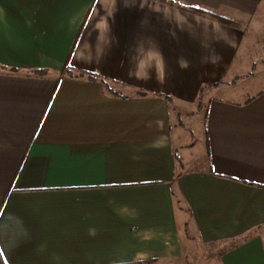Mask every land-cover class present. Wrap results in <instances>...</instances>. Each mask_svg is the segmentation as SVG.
Returning <instances> with one entry per match:
<instances>
[{
    "label": "crops",
    "instance_id": "obj_1",
    "mask_svg": "<svg viewBox=\"0 0 264 264\" xmlns=\"http://www.w3.org/2000/svg\"><path fill=\"white\" fill-rule=\"evenodd\" d=\"M164 1L0 0L4 264H264L263 0Z\"/></svg>",
    "mask_w": 264,
    "mask_h": 264
},
{
    "label": "rangeland",
    "instance_id": "obj_2",
    "mask_svg": "<svg viewBox=\"0 0 264 264\" xmlns=\"http://www.w3.org/2000/svg\"><path fill=\"white\" fill-rule=\"evenodd\" d=\"M203 17H207V16H203ZM212 20L214 21L215 18ZM236 25L238 26V23L235 24V26ZM239 25L242 31V41L239 47V54L235 59V63L236 64L238 63L240 72L243 74H240L241 76L237 78L239 79V82L237 83V87L238 89H243L244 91H246L245 89L248 88V85L249 86L251 85L253 89L254 87H256V89L264 88V0L262 1V5L260 9L257 10L255 16L247 19L246 21H242V23H240ZM245 72H248L249 74ZM232 80H234V78ZM234 82L236 83V80ZM209 89H212V87H209ZM205 95H207V93L203 91L201 93V96L204 97ZM205 104H206L205 100L201 101V104H199L200 107L198 106V109L202 110ZM196 140L197 137L195 138V141ZM198 149H199V143H197L194 151ZM222 248L226 249L227 247H222ZM197 253L198 251L196 250L193 251V254L196 255ZM206 256L208 255L204 253L203 259L206 260L211 258V257L205 258ZM212 260H213L212 258L209 259L208 264H214ZM150 263L151 262L144 264H150ZM198 263L199 261L195 262V264ZM175 264L177 263L175 262ZM178 264H185L182 258L178 259Z\"/></svg>",
    "mask_w": 264,
    "mask_h": 264
},
{
    "label": "trees",
    "instance_id": "obj_3",
    "mask_svg": "<svg viewBox=\"0 0 264 264\" xmlns=\"http://www.w3.org/2000/svg\"><path fill=\"white\" fill-rule=\"evenodd\" d=\"M163 2H166V1H164L163 0ZM169 4L172 6V5H174V3H172V2H169ZM179 9H181V10H184V11H188V12H190V13H193V14H196V15H199V16H201V15H203V16H207L208 18H211V19H214L215 17H214V15H212L210 12H202V11H197V10H195V9H185V8H182V7H179ZM215 20L216 21H218V22H220V23H227V21H224V20H222V19H220V18H215ZM89 79H91V80H93V81H95V80H97L95 77H93V76H90L89 77ZM104 86H107V84H105V81H100ZM0 264H4V262H3V260H2V258L0 257Z\"/></svg>",
    "mask_w": 264,
    "mask_h": 264
},
{
    "label": "snow or ice",
    "instance_id": "obj_4",
    "mask_svg": "<svg viewBox=\"0 0 264 264\" xmlns=\"http://www.w3.org/2000/svg\"><path fill=\"white\" fill-rule=\"evenodd\" d=\"M2 255H3V254H2V253H0V257H2Z\"/></svg>",
    "mask_w": 264,
    "mask_h": 264
}]
</instances>
